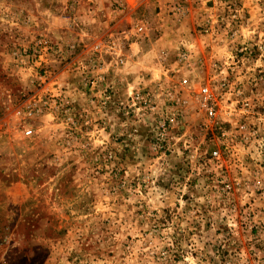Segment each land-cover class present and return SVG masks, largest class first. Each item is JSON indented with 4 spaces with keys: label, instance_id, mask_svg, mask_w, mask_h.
Returning a JSON list of instances; mask_svg holds the SVG:
<instances>
[{
    "label": "rangeland",
    "instance_id": "rangeland-1",
    "mask_svg": "<svg viewBox=\"0 0 264 264\" xmlns=\"http://www.w3.org/2000/svg\"><path fill=\"white\" fill-rule=\"evenodd\" d=\"M123 3L0 0V264H194L198 245L228 264L241 246L264 251V31L246 23L264 0ZM93 65L107 71L82 73ZM161 84L179 127L132 101L147 92L155 108ZM161 121L171 135L157 147ZM187 129L195 148L171 139Z\"/></svg>",
    "mask_w": 264,
    "mask_h": 264
},
{
    "label": "clouds",
    "instance_id": "clouds-1",
    "mask_svg": "<svg viewBox=\"0 0 264 264\" xmlns=\"http://www.w3.org/2000/svg\"><path fill=\"white\" fill-rule=\"evenodd\" d=\"M261 20H264V12L260 14L258 19H254L251 22L246 21V23L248 24V27L253 29L254 31L256 30L257 26H259L261 31H264V24L260 23ZM262 43H264V41H262ZM160 89H163V90L159 91V95H156L155 101H154L157 104V106L151 109V112L153 115L149 116L148 119H155V114L159 113L162 117L172 119L174 128L179 127L180 125L175 120V116H176L175 111L173 109L166 110L165 102L164 100H161V96H164L165 100L170 98L169 96L165 95V92L167 91V89L165 88V85L161 84ZM208 111L210 112L211 109H208ZM141 118L144 119V117H141ZM260 131L264 132V127H262ZM168 135H171V134H168ZM225 135H229V134L225 133ZM171 139L177 140V141L184 140L185 148H195V144L191 139L190 129L185 130L182 136H179V137L174 136V135L171 136ZM172 147L175 148L174 145H172ZM175 152L179 153V149H175ZM162 159H165V158L162 157ZM191 159L193 160V162H195V159H196L195 154H193ZM155 166L158 167L159 169H163L164 171H166L167 170V159H165L164 165H160L159 161H157ZM193 167L195 168V163H193ZM144 171L147 173L151 171V169H145ZM136 175H139V172H136ZM155 175H156V172H152V176H155ZM147 178L151 179V176H148ZM261 179H264V175L261 176ZM154 183L155 181H153V184ZM258 184H259V181H258ZM260 187H264V184H260ZM129 191H131V189ZM136 191L138 192L139 189H137ZM133 195H134V198L136 199L144 198L142 196L135 197V194ZM250 195L252 194L250 193ZM261 207H264V205H261ZM250 210H254V209H250ZM222 215H227V213L223 212ZM233 233L234 235L239 236V232L236 231L234 226H233ZM207 239H212V236H207ZM216 239H223V237H217ZM246 239L251 240L252 237H247ZM261 239L264 240V236H262ZM257 242L259 243L260 241H257ZM213 243H215V241H213ZM184 247L187 248V244H185ZM197 250H199L200 255L196 258V262H194V264H222L220 257L215 252H212L210 248L204 249L202 245L193 247V251H197ZM228 264H264V251L258 250L255 247V244L249 245L246 248L244 246H241L239 251H235V255L231 257V259L228 261Z\"/></svg>",
    "mask_w": 264,
    "mask_h": 264
},
{
    "label": "built area",
    "instance_id": "built-area-1",
    "mask_svg": "<svg viewBox=\"0 0 264 264\" xmlns=\"http://www.w3.org/2000/svg\"><path fill=\"white\" fill-rule=\"evenodd\" d=\"M122 4L123 3V0H120ZM123 6V5H122ZM143 28H139L138 31H142ZM189 60V56L187 53L185 54H182L180 57H179V62L180 63H184V62H187ZM94 69H97L98 68V65H93ZM106 80V78L104 76H100L98 77L97 80L95 81H92L91 85L94 86L96 84H100V83H104ZM188 83V80H184V84H187ZM56 98L55 99H58L57 96H55ZM105 97H107L105 95ZM202 97H203V104L205 107H207L208 109H211V111L209 112L211 114V116H214L215 115V110H214V107L212 105V98L210 97V90L209 88L205 87L202 89ZM108 98V97H107ZM132 101L133 103L136 105V104H144L146 108H148V110L151 108L152 109V105H153V96L147 92L145 93H142V92H137L133 98H132ZM150 109V110H151ZM33 113V112H32ZM168 124L166 121H161L158 126H157V138H156V146H161L163 145V143H165L167 141V138L169 137V130H168ZM33 134V131H29L27 132V135H32ZM218 153H215V155H217Z\"/></svg>",
    "mask_w": 264,
    "mask_h": 264
},
{
    "label": "crops",
    "instance_id": "crops-1",
    "mask_svg": "<svg viewBox=\"0 0 264 264\" xmlns=\"http://www.w3.org/2000/svg\"><path fill=\"white\" fill-rule=\"evenodd\" d=\"M92 56V52H88V54L86 55L85 57V61H87V59H89L90 57ZM86 65V63H85ZM112 68V71L110 72V75L112 76L111 78H109L112 82H117L118 84H124L122 85L121 89L122 90H125L123 92L124 95H127L128 92L127 91V88L125 87V84H128L130 85L131 84V81H130V78H125L124 76H122L121 73H123V69L124 68H121L120 66H117L114 64V62H112L111 66ZM176 67V63H171V62H167L165 63V68H163L164 70V74L167 75V73H170L171 71H173ZM89 68L87 66L83 67V74H86V76L88 77L89 74H93V73H100L101 71H107L106 68H98V69H94L92 72H88L86 73V70H88ZM108 74V73H107ZM81 75V74H80ZM106 75V74H105ZM109 75V74H108ZM136 82L133 81V84H135ZM122 93V92H120Z\"/></svg>",
    "mask_w": 264,
    "mask_h": 264
}]
</instances>
